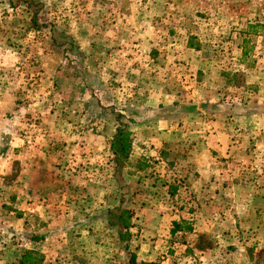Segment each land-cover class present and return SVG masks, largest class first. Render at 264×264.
Segmentation results:
<instances>
[{"label": "rangeland", "instance_id": "obj_1", "mask_svg": "<svg viewBox=\"0 0 264 264\" xmlns=\"http://www.w3.org/2000/svg\"><path fill=\"white\" fill-rule=\"evenodd\" d=\"M3 58L10 93H99L91 120L124 128L131 160L92 186L0 145V264H264V0H0ZM206 69L241 88L194 93ZM147 120L172 131L149 157Z\"/></svg>", "mask_w": 264, "mask_h": 264}, {"label": "crops", "instance_id": "obj_2", "mask_svg": "<svg viewBox=\"0 0 264 264\" xmlns=\"http://www.w3.org/2000/svg\"><path fill=\"white\" fill-rule=\"evenodd\" d=\"M56 58L50 55L45 63L46 75L49 74L48 80L59 78L57 73L60 72V60ZM6 66L7 59H0V70L5 69ZM196 74L193 78L194 85H192L194 93H202L206 88L210 89L212 93H226L228 89H236V86L241 88L242 86V82H237L238 84L235 85L234 81L233 83L224 82L221 85L220 83L223 81L213 78L208 69L204 73L198 71ZM176 81H179V85H176L178 88L168 87L166 79H161L159 86L152 85L151 81L145 93L154 91L161 97L167 96V93H184L183 82L178 78ZM109 84L114 83L109 82ZM70 88L71 90L67 93L29 94L10 93V90L5 86L3 89L1 87L0 145H4L3 147L8 149L6 150L8 152L4 151V160L8 161L11 158L10 147L19 146V158L22 161H28L32 165L33 162H37V168L34 170L36 173H39L42 168L39 165L40 156L47 160L59 157L58 159L64 161L63 168L69 170L74 178L79 179L80 175L87 174V184L95 186L96 183L99 186V175L103 176L107 172L113 171V167L116 166L115 154L111 146L112 140L99 135V121L91 120L92 117H98L93 116L92 111L88 110V102L93 100L95 95L99 96V93H75L72 86ZM29 95H35L30 97L32 103L21 101L26 100ZM160 124V121L147 120L138 125V128L142 130H152L153 132L146 141L138 139V147L145 151L143 156L149 157L151 154H156L153 152L158 145H165L164 142L171 140V129L168 128L160 133L158 131ZM173 128L175 127L172 126ZM219 141L220 139L212 137L207 140V143L214 148H221L222 142L219 143ZM223 145L225 146V143ZM141 159L146 160L144 157ZM159 162H163V160ZM99 165L102 173L99 171Z\"/></svg>", "mask_w": 264, "mask_h": 264}, {"label": "trees", "instance_id": "obj_3", "mask_svg": "<svg viewBox=\"0 0 264 264\" xmlns=\"http://www.w3.org/2000/svg\"><path fill=\"white\" fill-rule=\"evenodd\" d=\"M128 135L129 133H126V131L124 130V128L122 127H118L117 132L114 136V138L112 139V151L115 154V164L118 165V170L121 168V166H119L120 163H122V159L125 158L124 162L130 159V141L128 139ZM123 162V163H124ZM184 227L178 222H174V229H172V233L175 234L179 231L182 230H189L191 231L192 228L190 226L184 228ZM122 241H126V237L124 234H121L120 236ZM128 248V247H127ZM132 263L131 264H135L136 262V256L133 254L132 257Z\"/></svg>", "mask_w": 264, "mask_h": 264}]
</instances>
